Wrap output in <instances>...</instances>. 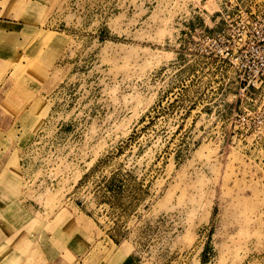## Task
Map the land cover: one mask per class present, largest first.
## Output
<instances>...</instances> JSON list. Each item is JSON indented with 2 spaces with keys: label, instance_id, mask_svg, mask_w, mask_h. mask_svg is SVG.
I'll list each match as a JSON object with an SVG mask.
<instances>
[{
  "label": "rangeland",
  "instance_id": "rangeland-1",
  "mask_svg": "<svg viewBox=\"0 0 264 264\" xmlns=\"http://www.w3.org/2000/svg\"><path fill=\"white\" fill-rule=\"evenodd\" d=\"M263 8L0 0V216L60 264H264V74L203 48Z\"/></svg>",
  "mask_w": 264,
  "mask_h": 264
},
{
  "label": "built area",
  "instance_id": "built-area-1",
  "mask_svg": "<svg viewBox=\"0 0 264 264\" xmlns=\"http://www.w3.org/2000/svg\"><path fill=\"white\" fill-rule=\"evenodd\" d=\"M203 42L207 54L249 71V81L259 78L264 74V8L253 16L241 12L228 28L203 36ZM251 54L259 55L261 61L251 60Z\"/></svg>",
  "mask_w": 264,
  "mask_h": 264
},
{
  "label": "crops",
  "instance_id": "crops-1",
  "mask_svg": "<svg viewBox=\"0 0 264 264\" xmlns=\"http://www.w3.org/2000/svg\"><path fill=\"white\" fill-rule=\"evenodd\" d=\"M1 61L2 59H0ZM16 209L23 213L25 208L23 209L20 205L16 206ZM13 217L9 216V214L0 216V264H25L24 261L27 256L36 251L35 248H30L32 243L29 246L28 241L39 242V249L45 257L46 264H60L59 247L54 243L53 237L46 234V238H40L41 234L36 236L35 233V238L33 239L34 234L27 232L26 226L22 224V222L26 221L27 215L20 214L18 217ZM13 224L17 225L12 227ZM35 239L38 241H35ZM42 240H45L44 243H42ZM72 253L74 255V251ZM64 256L61 254V257ZM71 264H74V262Z\"/></svg>",
  "mask_w": 264,
  "mask_h": 264
}]
</instances>
